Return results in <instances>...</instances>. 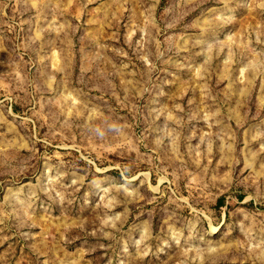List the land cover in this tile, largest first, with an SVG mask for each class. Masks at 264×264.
<instances>
[{
	"label": "rangeland",
	"instance_id": "rangeland-1",
	"mask_svg": "<svg viewBox=\"0 0 264 264\" xmlns=\"http://www.w3.org/2000/svg\"><path fill=\"white\" fill-rule=\"evenodd\" d=\"M0 264H264V0H0Z\"/></svg>",
	"mask_w": 264,
	"mask_h": 264
},
{
	"label": "trees",
	"instance_id": "trees-1",
	"mask_svg": "<svg viewBox=\"0 0 264 264\" xmlns=\"http://www.w3.org/2000/svg\"><path fill=\"white\" fill-rule=\"evenodd\" d=\"M218 201H219V203H221L220 205H222V202H223L222 198H219Z\"/></svg>",
	"mask_w": 264,
	"mask_h": 264
},
{
	"label": "bare ground",
	"instance_id": "bare-ground-1",
	"mask_svg": "<svg viewBox=\"0 0 264 264\" xmlns=\"http://www.w3.org/2000/svg\"><path fill=\"white\" fill-rule=\"evenodd\" d=\"M215 228V227H214Z\"/></svg>",
	"mask_w": 264,
	"mask_h": 264
}]
</instances>
